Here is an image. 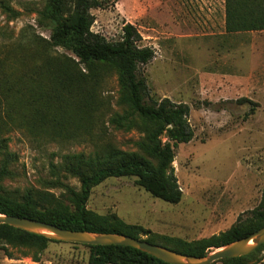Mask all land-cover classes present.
Listing matches in <instances>:
<instances>
[{
  "label": "rangeland",
  "instance_id": "rangeland-1",
  "mask_svg": "<svg viewBox=\"0 0 264 264\" xmlns=\"http://www.w3.org/2000/svg\"><path fill=\"white\" fill-rule=\"evenodd\" d=\"M223 3L115 0L90 11L91 31L107 41L119 40L124 23L134 26L140 45L154 51L153 59L138 69L150 95L190 108L193 138L174 149L172 163L181 192L177 204L153 198L128 177L93 187L86 203L99 216L150 231L158 243L163 238L193 242L218 236L256 208L264 192V31L227 33L225 18L221 23ZM42 5L43 0H0V112L6 100L20 111L11 122L0 119V191L15 200L30 193L42 207H51L67 204L79 192L71 169L80 157L82 162L92 158L95 145L109 142L120 151L137 152L134 143L143 134L109 123L128 112L114 73L104 75L98 86L90 85L97 112L80 126H69L70 135L52 139L48 130L15 127L27 114L24 98L16 93L18 81L49 42V31L37 20ZM177 5L192 17L187 24L179 22ZM205 15H214L213 26L200 19ZM51 55L74 59L58 47ZM51 241L40 248L0 240L9 253L0 250V264H88L87 245ZM245 264H264V248Z\"/></svg>",
  "mask_w": 264,
  "mask_h": 264
},
{
  "label": "trees",
  "instance_id": "trees-1",
  "mask_svg": "<svg viewBox=\"0 0 264 264\" xmlns=\"http://www.w3.org/2000/svg\"><path fill=\"white\" fill-rule=\"evenodd\" d=\"M109 1L115 0H43L37 20L49 31V42L38 46L40 52L31 65L28 63L23 79L18 81L16 93H20L18 99L24 98L27 114L22 115L23 121L15 127L48 130L52 139L70 135L69 126H80L97 112L92 88L88 89L90 85L98 86L104 75L114 73L124 91L128 112L113 117L109 123L119 130L134 129L143 134L134 143L137 152L120 151L109 142L95 145L92 158L82 162L84 158L80 157L74 162L71 171L78 177L80 189L69 197L67 204L57 202L42 207L30 193L15 200L0 191V214L36 220L63 230L125 235L194 257H204L214 249L248 237L264 226V192L258 206L239 216L225 232L193 242L163 238V243H158L155 235L140 226L127 225L114 216H99L86 208L93 187L110 178L126 177L134 178V184L153 198L177 204L181 192L172 167L174 149L193 138L188 123L189 106L168 98H153L145 78L139 75V67L153 59L154 51L140 45L142 38L134 26L124 23L119 40L113 42L91 31L94 17L90 11L103 8ZM3 10L11 12L7 7ZM224 12L227 33L264 31V0H224ZM53 47L69 52L75 60L51 55ZM240 102L252 104L246 99ZM15 110V102L6 100L0 119L11 122L14 115L20 114ZM3 174L1 170L0 179ZM0 240L7 245L40 248L54 242L7 225H0ZM87 247L88 264H166L130 247ZM263 248L264 244L249 255L217 262L245 264ZM0 250L8 256L3 245Z\"/></svg>",
  "mask_w": 264,
  "mask_h": 264
},
{
  "label": "water",
  "instance_id": "water-1",
  "mask_svg": "<svg viewBox=\"0 0 264 264\" xmlns=\"http://www.w3.org/2000/svg\"><path fill=\"white\" fill-rule=\"evenodd\" d=\"M0 225L37 235L50 240L87 246H123L139 250L166 264H212L222 259L238 258L249 255L264 244V226L246 238L234 241L209 253L204 257L187 256L165 247L134 239L125 235L111 233H90L70 231L55 226L16 216L0 214Z\"/></svg>",
  "mask_w": 264,
  "mask_h": 264
},
{
  "label": "crops",
  "instance_id": "crops-1",
  "mask_svg": "<svg viewBox=\"0 0 264 264\" xmlns=\"http://www.w3.org/2000/svg\"><path fill=\"white\" fill-rule=\"evenodd\" d=\"M223 2H224V0H223ZM224 4V3H223ZM223 8H224V6H223ZM175 10H177L178 11V20H179V22L180 23H183V24H187L188 23V21H191V19H192V17L191 16H189L188 14H187V12H185V13H183L182 11H181V6L180 5H177L176 7H175ZM212 12H214V11H212ZM213 14H215V13H213ZM222 20H221V23H222V25L224 26V18H225V12H224V9L222 10ZM200 19L201 20H203V23L204 24H207V23H212V26H213V21H214V19H215V17H214V15H205L204 17H200Z\"/></svg>",
  "mask_w": 264,
  "mask_h": 264
}]
</instances>
